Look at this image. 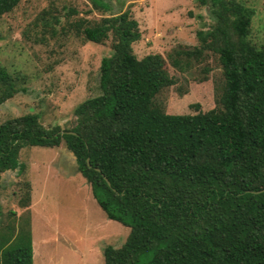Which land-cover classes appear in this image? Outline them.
I'll return each instance as SVG.
<instances>
[{
    "label": "trees",
    "instance_id": "trees-1",
    "mask_svg": "<svg viewBox=\"0 0 264 264\" xmlns=\"http://www.w3.org/2000/svg\"><path fill=\"white\" fill-rule=\"evenodd\" d=\"M20 1L0 0V16ZM197 2L213 24L196 32L199 47L168 58L187 72L206 51L218 56L213 109L170 115L158 108L155 98L176 79L160 54L137 59L138 24L124 12L79 29L86 41L100 44L111 33L115 43L100 61L98 95L74 110L75 127L46 129L36 114L0 124V190L1 175L19 166V148L63 142L97 205L129 228L120 248L103 249L104 264H264V45L249 40L253 8ZM23 82L0 67V105L25 93ZM1 210L0 264H33L29 226L3 228Z\"/></svg>",
    "mask_w": 264,
    "mask_h": 264
},
{
    "label": "rangeland",
    "instance_id": "rangeland-1",
    "mask_svg": "<svg viewBox=\"0 0 264 264\" xmlns=\"http://www.w3.org/2000/svg\"><path fill=\"white\" fill-rule=\"evenodd\" d=\"M239 1L255 10L249 40L264 45V0ZM124 12L138 24L140 39L132 44L137 59L160 54L176 79L155 98L158 108L170 115L213 109L215 88L222 85L218 56L206 51L187 72L173 68L168 58L180 47H199L196 32L213 24L197 0H21L0 16V67L23 76L26 92L0 105V124L36 114L46 129L75 127L74 110L98 95L100 61L115 43L111 33L100 44L86 41L79 29ZM203 68L209 69L206 79L195 81L203 80ZM17 161V169L1 175V223L13 224L15 231L29 226L33 264H104L103 249L125 243L129 228L97 205L63 142L19 148Z\"/></svg>",
    "mask_w": 264,
    "mask_h": 264
}]
</instances>
